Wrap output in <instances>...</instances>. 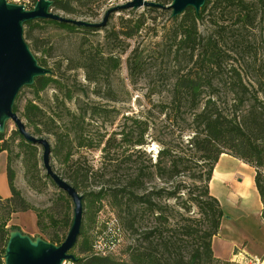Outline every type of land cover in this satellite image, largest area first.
<instances>
[{"label":"trees","instance_id":"16d2710c","mask_svg":"<svg viewBox=\"0 0 264 264\" xmlns=\"http://www.w3.org/2000/svg\"><path fill=\"white\" fill-rule=\"evenodd\" d=\"M35 1L33 0V4L27 9L33 8ZM51 1V9L54 12L59 11L67 17L74 15L92 18L99 14L98 10L105 3H111V0ZM152 1L163 6L172 2ZM257 1L261 4L264 16V0ZM134 9L122 8L117 11L134 13ZM251 10V3L247 0H205L198 13L191 7L175 17L171 16V9L166 7L145 6L135 18L120 17L118 28L108 27L109 17L106 23L100 26L74 25L46 18L32 19L23 24L24 39L31 41L26 43L38 63L44 67H47L45 55L50 54L53 44L40 41L35 35L38 30L49 26L62 29L66 34L80 33L82 37L78 47L68 50L69 53L61 57L57 67L58 73L47 67L51 73L36 77L33 84L29 85L38 95L50 85L61 89L60 85L64 84L62 79L66 72L77 69L84 72V77L90 85L99 87L104 83L103 79L109 71L119 64V56L113 54L116 46L113 42H125L133 38L141 30L146 17L152 13L168 14L171 22L163 35L162 47L172 55L176 67L172 70L167 90L170 98L161 102L160 112L165 114L167 119L172 118L170 110L180 116L188 112V116L182 117L184 120L187 117L190 119L186 149L169 154L168 149L162 147L156 160L147 165L136 158L138 153H141V146L145 144L144 131H141L135 140L127 139L130 132L123 135V139L119 141L115 137H108L101 148L105 153L109 152L116 142L118 145L124 140L128 143L124 141L127 147H124L122 159L113 164L110 162L109 166H115L116 171L107 176V167L100 165L99 168L93 169L81 165L78 158L74 159L75 152L72 149L78 146H93L92 139L86 135L85 127L81 125L85 121V113L81 115L80 120L71 115L70 121L63 125L62 130H54L47 124V119L53 116H49L40 103L30 99L24 105L25 126L33 128V132H30L26 126L27 131L45 139L47 138L43 137L44 134H52L55 137V145L50 151L63 166L59 167V171H55L51 165L52 169L79 193L83 192V200L89 195H95L97 200L110 197L112 205L118 209L116 216L123 231L121 246L126 242V234L127 238L135 241L134 244L125 246L128 259L120 260L111 255L103 257L93 254L92 241L81 239L70 251L72 253L78 245L79 254L74 255L76 259L72 261L73 264H245L218 258L213 254L212 239L219 231L223 211L217 197L210 192L209 182L222 153L237 157L253 167L254 185L262 204L260 218L264 222V79L259 75L254 82L247 81L245 68L230 61L231 53L246 52L243 49L247 41L242 31L254 21ZM227 16L234 18L232 24L224 20ZM205 21L211 24V29L202 31L200 24ZM101 31L104 32L102 43L95 37L88 39ZM87 43H90V47L85 49L84 45ZM35 52L42 55L38 57ZM63 63L65 66L61 69L59 66ZM126 63L130 77L135 78L142 71L145 62L140 53L130 52ZM68 92L69 90L65 92V96L71 98ZM18 98L17 96L13 106L16 112ZM56 99L58 100L57 95ZM92 111L94 113L100 110L92 107ZM57 115L58 119L62 120L63 116ZM51 120L53 125H56V120ZM16 139V146L20 150L13 154L12 144ZM38 147H41L38 143L27 142L17 129L12 131L10 139L5 138V131L0 133V151H6V180L10 188L9 197L0 195V264H4V249L9 231L12 230V227L7 226L11 214L32 210L36 215L38 231L45 235V240L54 244H60L64 240L67 234L65 229L71 225L72 219L68 214L69 201L63 190H59L56 211H50L49 208L32 206L16 186L17 159L23 163L22 166L26 169L25 180L29 182L32 181L28 177V171L39 176V165L45 170L42 162L43 150L39 155ZM193 165L200 168L192 183V186L200 188L192 198L200 216L186 217V223L172 228L174 224L171 225L169 221L168 205L160 201L163 198H174L179 187L175 184L167 189L156 184L148 186V183L155 177L165 184L174 183L182 172L191 170ZM37 179H44L55 185L46 170ZM90 182L99 186V190L91 191ZM193 193L189 188L188 194ZM63 204L66 210L61 215ZM44 216L47 217L46 221H43ZM147 216H152L154 223L139 233L138 224ZM135 235L139 237L134 239Z\"/></svg>","mask_w":264,"mask_h":264},{"label":"rangeland","instance_id":"374dc122","mask_svg":"<svg viewBox=\"0 0 264 264\" xmlns=\"http://www.w3.org/2000/svg\"><path fill=\"white\" fill-rule=\"evenodd\" d=\"M7 1L9 3L12 2V4H21L26 8L33 4V0ZM247 1L251 3V13L254 21L242 31L247 41L243 49L246 52H240L239 54L231 53L230 61L242 65L246 71L244 72L246 73V80L254 82L259 75L264 79V16L261 4L257 0ZM111 6L105 3L98 10L99 14L94 18L88 16H69L99 22L106 9ZM134 10V13L123 12V10L112 13L109 16L108 27L115 26L118 28L120 17L135 18L143 10V7ZM57 12L60 13L59 11ZM233 19V17L227 16L224 20L232 24ZM170 25L171 22L168 14L152 13L146 17L141 30L133 38L127 39L125 42H113L116 45L113 54L119 56V64L109 71L106 78L103 79L104 83L99 85V87L95 88L92 84L90 85L86 81L84 72L81 69L67 71L65 77L62 79L64 84L60 85L61 89L50 85L37 95L30 86H23L17 95L19 97L17 100V114L26 124V119L23 116L24 105L28 100L32 99L40 103L48 111L47 114L49 116H53V118L47 119L50 129L57 130L58 128V130H62L63 125L68 120L70 121L71 115L77 116V120H80L81 115L85 113V121L81 125L85 127L86 135L92 139L93 146H78L72 149L75 152L74 159L78 158L81 165L93 167V169L99 168L100 165L105 168L107 167V176L116 171L115 166H109L110 162L113 164L122 159L124 147H127L125 142L128 143L126 140H124L125 142H121L120 145L116 142L109 152L105 153L101 148L104 145V140L108 137H115L119 141V139H123V135L130 132L127 139L131 138L135 140L141 134V131H144L143 139L145 144L141 146V153H138V157L136 158L147 165L156 160L158 151L162 147L168 149L169 154L186 149L185 145L190 134V119L187 117L184 120L182 117L188 116V112L185 113L186 115L180 116L170 110L172 118L169 119L165 117V114L160 112L161 102H166L170 98L167 90L172 70L176 67L172 55H169L162 47V44H164L163 35ZM200 29L202 31L211 29V24L205 21L204 24H200ZM35 35L40 41H47L48 44H53L50 54L45 55V58L47 67L54 71L56 70L57 73L61 57L69 53L68 50L78 47L82 38L80 33L66 34V31L62 29H55L49 26L38 30ZM103 35L104 32L101 31L99 34H95V36H89L88 39L92 40L96 38L102 43ZM26 42L29 43L31 41ZM89 47L90 43L84 45L85 49ZM130 52L140 53L145 62L142 71L135 78L130 77L126 65V59ZM35 55L39 57L42 53L35 52ZM64 66L65 63L59 67L63 69ZM67 90H69L68 94L71 95V98L65 96ZM56 95L58 100H55ZM92 107H97L100 111L93 113ZM57 114L63 116L62 120L58 119ZM51 119L56 120V125H53L54 122ZM4 125L5 138L10 139L12 131L16 129L15 124L12 120H8ZM26 126L30 132H33L32 126ZM43 137L49 140L51 148L55 145V137L52 134H44ZM16 143L17 139L12 144L13 154L20 150L16 146ZM41 151V147H38L39 155H41ZM50 163L55 171H59V167L63 166L60 162L58 163L56 157H53L52 152ZM22 165L23 163L20 159H17L15 162V168L18 172L16 186L21 190L24 197L34 207L49 208L50 211H56V203L60 193L59 188L44 179H37L45 173L41 165H39L41 168L39 176L33 175L28 171V177L32 182L25 180L26 169ZM236 170L238 171L236 172L238 173L236 178L242 181L233 182L228 188L234 193L232 200L222 195H219L220 197L217 199L223 210L224 223L227 227H230V236L237 242L247 241V246L253 248V239H260V241L264 242V224H262L259 213L260 200L254 184L245 186V178L247 176L245 174L248 171H244L243 169L238 170V168ZM199 171L200 168L193 165L191 170L182 172L174 180V183L169 182L165 184L156 177L148 183V186L156 184L167 187V189H170L175 184L179 187L174 198H163L160 201L168 205L167 214H169V221L171 225L174 224L172 228H178L186 223V217L200 216L192 200L194 195L200 190V188L192 186L194 177ZM189 188L194 192L191 195L188 194ZM89 189L91 191H98L99 186L90 182ZM82 194L84 193L82 192ZM68 201V214L70 219H72L73 205L69 197ZM62 206L61 215L66 210L65 204ZM83 208L82 233L78 241H81V239H85L88 242L92 241L94 230L99 224L100 219L107 214V210H113L118 215V209L112 205L111 198L108 196L102 198V200H97L95 195L86 196L83 200ZM46 220L47 217L44 216L43 221ZM153 223L152 216H147L146 219L138 224L139 233L153 225ZM7 226L12 227V230L18 229L22 233L29 235L32 239L37 237L43 238L45 236L38 231L36 215L32 210L11 214ZM68 228L65 229V234ZM127 236L128 234H126L124 246H121L117 252L111 254L113 258L120 260L128 259L125 246L129 243L134 244L135 241L127 238ZM137 237L139 235H135L134 239ZM78 249L77 245L72 252L75 256L79 254Z\"/></svg>","mask_w":264,"mask_h":264},{"label":"water","instance_id":"95a60500","mask_svg":"<svg viewBox=\"0 0 264 264\" xmlns=\"http://www.w3.org/2000/svg\"><path fill=\"white\" fill-rule=\"evenodd\" d=\"M204 3L205 0H172L168 6H163L152 0H130L108 7L101 21L95 23L54 12L51 9V0H36L31 9L0 0V133L4 132V124L12 120L18 133L27 142L38 143L43 150L42 162L46 174L59 190L67 194L73 205L71 225L60 244H54L41 237L32 239L18 229L10 230L3 254L4 264H64L66 261H74L76 258L70 251L80 236L84 213L83 194L61 178L50 165L51 146L48 140L28 132L21 117L13 110L16 96L23 86L32 85L36 77L51 73L49 68L38 63L26 43L23 24L32 19L46 18L74 25L100 26L106 23L112 12L122 8L166 7L171 9V16L175 17L191 7L198 13Z\"/></svg>","mask_w":264,"mask_h":264},{"label":"crops","instance_id":"0c3cea01","mask_svg":"<svg viewBox=\"0 0 264 264\" xmlns=\"http://www.w3.org/2000/svg\"><path fill=\"white\" fill-rule=\"evenodd\" d=\"M236 168H238V170L243 169L244 171H248L247 174H245L247 175L245 178V186H247L248 184H254L253 167L237 157L222 153L214 166L211 180L209 182V189L212 195H214L218 199L220 197L219 195H222L232 200V196H234V193L231 192L228 188L233 182L242 181L241 179L236 178V176L238 175V173H236L238 172ZM6 179V151L2 150L0 151V195L2 197L10 196V188ZM261 208L262 204L260 201L259 213L261 211ZM223 219L224 217L222 216L219 231L217 235H215L212 239L213 254L218 258L234 260L245 264H250V259H254L256 257L259 261V264H264V242L260 241V239H253V248L247 246V241L237 242L230 236V227H227V225H225ZM262 224H264L263 221Z\"/></svg>","mask_w":264,"mask_h":264},{"label":"built area","instance_id":"2783aa9c","mask_svg":"<svg viewBox=\"0 0 264 264\" xmlns=\"http://www.w3.org/2000/svg\"><path fill=\"white\" fill-rule=\"evenodd\" d=\"M130 0H111L110 5L123 4ZM100 219L92 238V253L99 256L111 255L118 251L123 243V231L118 217L113 210ZM64 264H73L66 261ZM250 264H259L258 259H250Z\"/></svg>","mask_w":264,"mask_h":264},{"label":"bare ground","instance_id":"6f19581e","mask_svg":"<svg viewBox=\"0 0 264 264\" xmlns=\"http://www.w3.org/2000/svg\"><path fill=\"white\" fill-rule=\"evenodd\" d=\"M247 184V183H246Z\"/></svg>","mask_w":264,"mask_h":264}]
</instances>
